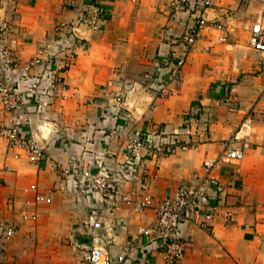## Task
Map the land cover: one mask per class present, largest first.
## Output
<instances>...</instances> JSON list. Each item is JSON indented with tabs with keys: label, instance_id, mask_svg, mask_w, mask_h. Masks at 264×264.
Listing matches in <instances>:
<instances>
[{
	"label": "crops",
	"instance_id": "1",
	"mask_svg": "<svg viewBox=\"0 0 264 264\" xmlns=\"http://www.w3.org/2000/svg\"><path fill=\"white\" fill-rule=\"evenodd\" d=\"M82 1L0 0V23L9 24L4 39L0 33V52L4 45L16 58L5 65L10 81L23 78L39 51L60 52L56 27L76 19L72 4ZM212 1L206 15L226 26L228 38L221 41L220 30L205 28L190 46L181 38L197 17L189 4L181 9L173 0H103L106 20L96 31L79 29L87 45L76 47L74 64L66 71L60 62L51 66L63 87L49 106L31 112L29 122L21 113L0 117V233L7 224L18 228L0 252V264H89L83 246L92 242L81 224L94 214L104 225L100 244L117 260L155 219V207L195 173L203 175L204 163L218 158L235 133L239 139L230 147L244 150V158L214 170L225 192L211 188L207 207L185 222L181 238L187 249L180 264H264V54L251 48L250 31L239 39L264 0ZM180 59L186 64L182 77L169 83L168 95L158 94L153 86L160 70ZM14 117L21 119L24 137L45 147L42 162L8 148L3 132ZM154 127L181 133L191 144L145 160L155 206L143 215L130 206L101 208L81 177L64 173L97 172L104 164L125 190L141 192L140 178H125L127 145ZM32 184L51 201L35 202V192L27 190ZM226 206L233 212L228 223ZM212 208L217 215L203 227ZM145 241L137 238L124 264H164L160 251L138 248Z\"/></svg>",
	"mask_w": 264,
	"mask_h": 264
},
{
	"label": "built area",
	"instance_id": "2",
	"mask_svg": "<svg viewBox=\"0 0 264 264\" xmlns=\"http://www.w3.org/2000/svg\"><path fill=\"white\" fill-rule=\"evenodd\" d=\"M103 0H83L77 7V18L58 24L56 33L61 41L62 48L57 54H52L44 50L39 51L38 55L29 61L25 68L23 78L19 82H12L6 75L5 65L15 63L16 58L3 45L0 52V117L10 118L11 114L21 113L25 116V121H30L29 115L34 111H42L54 100V96L59 87H63L61 77H55L53 67L56 62H60L63 71L69 69L75 62L76 47L80 44L87 45V41L80 38L78 31L82 26H88L96 31L106 20V9L102 5ZM174 4L181 9L189 4L190 9L196 11L195 22L187 27L181 38L183 41L194 46L202 35L205 28L214 27L223 34L221 41L228 38L226 26L220 22L210 20L207 15V9L213 7L212 0H194L193 5L190 0H173ZM181 6V7H180ZM193 6V7H192ZM9 31L8 22L0 23L1 38L4 39ZM250 46L256 51L264 54V6L256 10L255 20L250 28ZM185 60L180 59L167 63L166 67L160 70L158 75L159 84L153 88L166 96L169 94V83L179 80L185 69ZM42 67L43 71L35 73L34 70ZM167 73V78L162 72ZM50 82L49 85H46ZM118 104L122 103V97H117ZM191 120V119H190ZM12 124L6 125L4 136L7 140L8 148H17L28 151L30 156L38 163L45 158L46 150L36 138L24 137L22 135L23 126L21 119L14 117ZM186 134H191L188 131ZM181 133H169L164 128L154 127L148 133H145L139 139L132 140L127 145V173L125 178H140V190L127 191L120 184L116 174H113L106 165L101 164L97 172L92 169L77 170L66 169L67 175H77L81 177L78 181L82 188L87 189L98 202L101 208L107 206L112 211H118L125 206H130L138 213L143 215L146 210L155 206L154 198L150 193L148 183L149 174L143 173L144 162L149 157L159 155H170L176 152L178 148L188 149L191 141L184 140ZM239 139L238 133L233 134L226 141V148L216 159L208 160L204 163V174L195 173L193 179L188 183L178 186L173 193L166 196L160 204L155 207V219L143 225L140 228L139 236L135 237L131 244L125 248L124 255L115 260L101 243V234L99 231L104 228L101 219L97 214L92 215L88 220L81 224L82 234L91 238L90 245L77 244L78 247H86L87 261L89 264H124L126 256L136 250L137 238L141 242L138 246L146 247L148 251L161 252L164 264H180L183 259L187 246L181 238V232L185 222L196 211L204 210L208 205L209 191L216 188L220 193L225 192L226 187L215 176L214 170L222 163H237L244 158V150L230 147ZM120 179L123 176L120 175ZM187 182V181H185ZM28 191L35 192L34 201L50 202L51 198L40 193L38 186L32 184ZM216 208V207H215ZM215 208H212L205 214L203 227L208 226V222L216 215ZM225 222H231L233 212L226 206L222 214ZM111 230V228H109ZM18 231L17 225L7 224L0 233V252L6 250L7 241H9ZM144 245V246H143ZM137 248V249H138Z\"/></svg>",
	"mask_w": 264,
	"mask_h": 264
},
{
	"label": "rangeland",
	"instance_id": "3",
	"mask_svg": "<svg viewBox=\"0 0 264 264\" xmlns=\"http://www.w3.org/2000/svg\"><path fill=\"white\" fill-rule=\"evenodd\" d=\"M259 6V5H258ZM257 7V6H256ZM258 8V7H257ZM195 20V19H194ZM252 21H253V19H251V23H252ZM247 31H250L249 29H248V26H246L245 28H244V30L243 29H241V31H240V34H239V39H240V41H241V39H242V37H244V39H245V34H247ZM201 38V37H200ZM248 42H249V40H248ZM247 45H248V43H247ZM258 53V52H257ZM251 56H248L246 59H248V58H250Z\"/></svg>",
	"mask_w": 264,
	"mask_h": 264
}]
</instances>
